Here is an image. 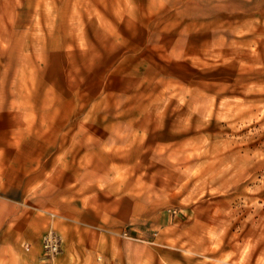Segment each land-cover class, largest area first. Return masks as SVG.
<instances>
[{"label":"rangeland","instance_id":"374dc122","mask_svg":"<svg viewBox=\"0 0 264 264\" xmlns=\"http://www.w3.org/2000/svg\"><path fill=\"white\" fill-rule=\"evenodd\" d=\"M0 264H264V0H0Z\"/></svg>","mask_w":264,"mask_h":264},{"label":"built area","instance_id":"2783aa9c","mask_svg":"<svg viewBox=\"0 0 264 264\" xmlns=\"http://www.w3.org/2000/svg\"><path fill=\"white\" fill-rule=\"evenodd\" d=\"M31 247V244H27L25 246L26 249H29ZM44 248H46L47 250L51 251V252H56L57 250V242L55 241L54 238L50 239L48 238L46 240V243L44 244Z\"/></svg>","mask_w":264,"mask_h":264}]
</instances>
